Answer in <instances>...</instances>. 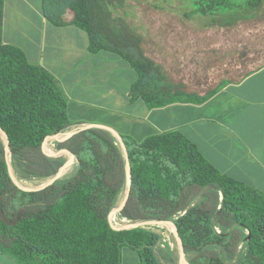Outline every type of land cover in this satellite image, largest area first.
Wrapping results in <instances>:
<instances>
[{"label":"trees","instance_id":"16d2710c","mask_svg":"<svg viewBox=\"0 0 264 264\" xmlns=\"http://www.w3.org/2000/svg\"><path fill=\"white\" fill-rule=\"evenodd\" d=\"M57 26L74 24L89 35V50H109L137 71L131 101L148 107L173 102L203 103L216 94L176 87L162 66L145 54L142 37L129 21L127 0H41ZM263 0H193L190 16L220 12L250 18ZM0 0V251L18 264H122L123 248L141 264H179L176 251L152 225L117 232L109 215L127 187L126 157L109 129L73 121L52 72L29 61L2 37ZM81 127L69 140L74 162L49 187H37L66 164L69 152L49 153L44 141ZM131 163L130 196L118 218L172 220L179 226L188 264H264V191L222 173L178 129L137 141L122 135ZM3 137V138H2Z\"/></svg>","mask_w":264,"mask_h":264},{"label":"crops","instance_id":"0c3cea01","mask_svg":"<svg viewBox=\"0 0 264 264\" xmlns=\"http://www.w3.org/2000/svg\"><path fill=\"white\" fill-rule=\"evenodd\" d=\"M2 37L54 74L71 120L103 124L137 141L178 129L222 173L264 191V66L203 103L150 108L142 98L131 101L138 73L126 59L91 52L88 33L51 23L41 0H4ZM122 254V264H141L135 250L124 247ZM0 264L18 263L0 251Z\"/></svg>","mask_w":264,"mask_h":264},{"label":"rangeland","instance_id":"374dc122","mask_svg":"<svg viewBox=\"0 0 264 264\" xmlns=\"http://www.w3.org/2000/svg\"><path fill=\"white\" fill-rule=\"evenodd\" d=\"M126 8L146 55L160 62L169 80L183 91L206 94L264 66V0L250 18L226 12L190 16L193 0H127ZM62 144L63 134L43 146L49 153H63ZM114 225L128 223L116 217ZM152 226L177 253V231Z\"/></svg>","mask_w":264,"mask_h":264},{"label":"water","instance_id":"95a60500","mask_svg":"<svg viewBox=\"0 0 264 264\" xmlns=\"http://www.w3.org/2000/svg\"><path fill=\"white\" fill-rule=\"evenodd\" d=\"M90 125L91 126H100V127H104V128H107V129L111 130L117 136V138L119 139V141H120V143L122 145L125 157H126L127 187H126L125 194H124V197H123L120 205L109 215V218H108L109 226L113 230H115L117 232L132 230V229H135L137 227H140V226H143V225H147V224L148 225H166V226H171L178 233L177 257H178L179 264H188V262L186 260V257H185V252H184L183 235H182V232H181L179 226L174 221H172V220H164V219H150V220L145 219V220H137V221H135L133 223L128 224L126 227H117V226H115L113 224V220L124 209V207L126 206L128 200H129V196H130V181H131L132 171H131V163H130V159H129V155H128V150H127V146L125 144L124 139L122 138V136L115 129H113V128L109 127V126L103 125V124H99V123H91ZM81 129L82 128L79 127L77 129L61 133V134H63L64 142L67 144V146L69 148L70 157L68 158V161L66 162V164L59 170V172L54 177L50 178L48 181H46L45 183H43L40 186L27 187V186L22 185L17 180V178H16V176L14 174L13 168L10 165V175H11L13 181L25 191H39V190H43V189L49 187L50 185H52L54 182H56L59 178H61L68 171V169L71 167L72 163L74 162L75 156H74V153H73V151L71 149V143H70L69 139L73 135H75L77 132H79ZM0 133L7 140L8 160H9V163H11V153H10L9 144H8V137H7L6 133L4 132V130L2 128H0ZM61 134H55V135H52V136L58 137ZM52 136H49L46 140L50 139Z\"/></svg>","mask_w":264,"mask_h":264},{"label":"bare ground","instance_id":"6f19581e","mask_svg":"<svg viewBox=\"0 0 264 264\" xmlns=\"http://www.w3.org/2000/svg\"><path fill=\"white\" fill-rule=\"evenodd\" d=\"M3 138V137H2ZM49 146V145H48ZM51 147V146H50ZM64 154H65V152H63ZM68 154H69V152H68ZM172 228V230H175L173 227H171Z\"/></svg>","mask_w":264,"mask_h":264},{"label":"built area","instance_id":"2783aa9c","mask_svg":"<svg viewBox=\"0 0 264 264\" xmlns=\"http://www.w3.org/2000/svg\"><path fill=\"white\" fill-rule=\"evenodd\" d=\"M113 224H114V220H113Z\"/></svg>","mask_w":264,"mask_h":264}]
</instances>
